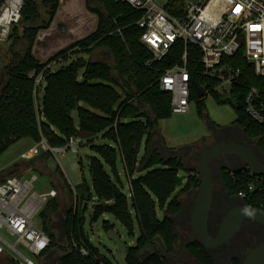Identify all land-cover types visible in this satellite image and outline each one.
Masks as SVG:
<instances>
[{"label":"trees","instance_id":"1","mask_svg":"<svg viewBox=\"0 0 264 264\" xmlns=\"http://www.w3.org/2000/svg\"><path fill=\"white\" fill-rule=\"evenodd\" d=\"M41 1L24 0L21 19L12 27L4 52L5 62L0 65V155L19 138H31L36 143L44 139L51 146H62L79 130L94 132L93 137L86 139L95 153L89 156L91 186L84 179L74 193L75 188L59 167L51 186L70 197L75 194V204L65 214L64 242L58 240L53 227L62 202L56 196L57 191L37 213L40 227L50 237L49 249L59 251L58 264H113L85 229L88 212L90 224L100 223L105 232L114 229L112 222L105 218L108 215L119 221L130 236L137 229L135 243H126L125 264H172L155 238L162 239L168 253L176 251L178 235L173 215L180 209L175 191L182 164L175 159H160L156 152L151 156L141 155L144 141L145 151L148 150L157 121L172 115L171 95L159 88L157 74L143 66L150 57L141 43L142 30L137 25L143 11L117 0H96L98 7L86 0L87 10L97 14L95 29L41 61L34 55L33 47L38 33L50 27L60 0ZM169 12L183 15L181 7L172 6ZM118 28L121 34L116 32ZM99 50L108 51L112 62L93 57ZM182 50L181 43H176L160 63L161 69L177 62ZM195 50L188 49L191 68ZM52 62L56 65L51 67ZM244 71L242 85L235 88L233 96L221 101L235 106L234 123L262 146L264 124L248 116L244 97L251 86L264 89V79L257 77L249 64ZM41 72L43 84L34 92V79ZM195 78L201 81L198 76ZM214 96L219 99L218 95ZM192 98L202 102L194 93ZM74 111H77V120ZM97 135L106 143H94L92 139ZM50 155L43 151L23 162L20 168L17 166L20 164L12 165L14 172L3 171L0 182L12 175L21 179L22 171L35 165L45 169V158ZM119 160L128 179L130 195L120 178ZM192 172L187 186L197 187L198 174ZM249 174L250 170L236 171L229 178L231 190L236 193L244 186ZM246 200L253 207H260L257 205L260 195ZM158 210L163 211L161 217ZM81 247L87 249V254L80 253ZM147 248L148 253L143 254ZM187 250L200 264H215L199 241L190 243Z\"/></svg>","mask_w":264,"mask_h":264},{"label":"built area","instance_id":"2","mask_svg":"<svg viewBox=\"0 0 264 264\" xmlns=\"http://www.w3.org/2000/svg\"><path fill=\"white\" fill-rule=\"evenodd\" d=\"M117 1L143 11L137 25L142 30L141 43L150 53L143 66L157 74L159 88L171 95L172 113H188L193 93L199 100L208 94L233 96L235 88L242 85L248 64L257 77L264 79V0H164L163 5L156 0ZM23 6L24 0H3L0 4V45L9 41L13 25L21 19ZM172 6L181 7L183 15H172L169 12ZM116 32L121 34V29ZM176 43L183 46L180 58L162 70L160 63ZM189 47L196 49L193 68L189 67ZM55 64L52 62L51 67ZM43 79V72L36 76L34 92L42 86ZM195 82L203 92L202 97L196 92ZM263 94V88L251 86L244 97L246 113L260 124H264ZM78 138L71 135L62 146H51L42 139L33 150L40 148L52 155L76 152ZM35 179L36 175L32 180L12 175L0 182V228L16 236L15 243L1 235L0 240L18 254L17 258L10 255L16 264H35L31 257L20 252L18 243L35 256L50 247L49 235L33 218L40 203L55 196L56 190L32 193ZM236 193L248 200L260 195L257 205L261 208H255L264 211V175L250 171L248 181ZM35 198H39L38 203ZM0 251H4L1 246ZM80 253L87 254V249L81 247Z\"/></svg>","mask_w":264,"mask_h":264},{"label":"rangeland","instance_id":"3","mask_svg":"<svg viewBox=\"0 0 264 264\" xmlns=\"http://www.w3.org/2000/svg\"><path fill=\"white\" fill-rule=\"evenodd\" d=\"M37 1L39 3L42 2L41 0ZM156 1L161 5H163L165 2L164 0ZM78 2L79 0H61L59 9L60 14L67 18L79 20L81 12ZM90 4L91 6L98 7L96 0H90ZM73 7L75 10H73ZM41 9L42 12H44L42 7ZM95 15L97 17V14ZM64 36H67V34H65ZM7 45V43L0 45V65L5 62L4 52ZM93 57L112 62L111 55L106 50H99L94 52ZM226 98H228L226 95H220L219 99L217 100L214 95L208 94L205 96L201 103H198L194 100L191 103V108L188 113H172V115L168 118L159 119L156 124L157 128H155L152 139L148 145V150L145 151V147L143 144L141 155L145 153L148 156H151L152 153L156 152L158 158L167 160V152H158L156 148L154 149V146L159 142V139L162 138L164 140V143L167 146H171L170 148L175 150L176 153L181 152L186 154V147L189 146H196L198 149L202 147L201 139L204 138V136H209L212 126H229L232 125L237 118V111L235 106L229 101H221L223 99L225 100ZM73 116H75L74 118H77V111L73 112ZM92 140L94 143L98 144L106 143V140L103 139L101 135H97ZM256 140L255 138H253V141L251 142L252 147L258 146V142ZM77 142L78 149L76 152L69 150L64 153H57L56 155H50L49 157L45 158V169L35 165L33 169L29 168L22 171V175H26L27 178H31L32 175H36L38 177V180L33 183L34 190L36 192H40L41 190L44 191L54 185V177H57V175L59 174V171L57 169L58 167L63 172L72 188H77L84 179L91 186L92 181L89 172V156L95 155V153L91 150L90 144L86 139L78 138ZM200 143L201 145H199ZM35 145L36 142L31 138H19L18 140L13 142L0 155V169H5L16 163L20 164L17 165L19 166L18 168L22 167L23 162L27 163L28 160L35 158L40 152H43V150H41L40 148H37L34 152L33 147ZM185 158L188 159V155H186ZM121 169L122 163L119 160V170L121 171ZM184 173L188 175V171L184 169L179 170V175H182ZM120 178L123 182L125 192H128L129 184L124 172L120 173ZM187 178L188 176L183 180L182 185H176V193H178V191H180L181 188L186 185ZM76 188L74 193L78 191V189ZM54 189L57 191L56 196H58L62 202L58 214L54 216L53 227L55 228L58 240L60 242H64L66 235L65 214L67 208L74 206L75 194L70 197L68 194L60 193L59 190H57L56 188ZM162 212L163 211L158 210V214L160 215V217L162 215ZM86 216L87 221L85 229L88 232L91 241L99 246L101 253L105 255L111 262H113V264H125L124 254L116 247L114 242L110 238H108L106 232L101 228L100 223L91 225L88 212ZM106 219H109L112 222V224L114 225V230L116 231V233H118V235L125 243H128V245H133L135 243L138 237L137 229L136 235L134 234V236H130L126 228L122 224H120L119 221H117L114 217L108 215ZM33 220L37 226H40L41 222L38 215L34 216ZM0 235L8 242L15 243L16 236H11L5 228H0ZM0 246L4 250L0 251V256H2V259L5 258V256L9 257L10 255L17 258L18 254L12 252L1 240ZM17 248L24 255L31 257L35 261V264H58L60 253L56 248L49 249L45 254L39 257L30 253L20 243L17 244ZM148 251V248L143 250V254L148 253ZM11 256L10 258H12ZM188 256L186 255V257ZM177 262L181 264H190L186 263L185 260L181 257H177ZM171 263L176 264L174 261ZM11 264L16 263L12 260Z\"/></svg>","mask_w":264,"mask_h":264},{"label":"flooded vegetation","instance_id":"4","mask_svg":"<svg viewBox=\"0 0 264 264\" xmlns=\"http://www.w3.org/2000/svg\"><path fill=\"white\" fill-rule=\"evenodd\" d=\"M252 141L253 138L247 136L239 125L233 123L229 126L212 128L209 136L201 141L202 147L199 149L196 146L186 147V154L176 153L175 150L167 149L163 138L159 139L154 149L156 148L158 152L165 151L168 153L167 159H175L180 162L182 164L181 169L188 171V180L191 170L196 171L198 168L200 156L202 157L204 153L203 149H210L212 146L222 142L244 144L250 147L257 157L264 162V145H259V141L256 140L258 146L252 147ZM186 155H188V159L185 158ZM209 166L213 178V196L207 222L208 233L214 240H217L227 215L235 214V222L239 217L241 219L236 231L228 240H218L206 251L215 264H234L235 262L243 264L250 251L264 243V223L244 214L245 205L252 206L246 199L232 191L228 182L229 178L234 177L236 171L250 169L244 165L243 159L237 154H222L214 157L210 160ZM197 188L198 186L195 187L193 185L188 187L186 182V185L176 193L179 196L180 209L173 215V220L178 235V245L174 253H168L165 250L163 252V255L170 262L174 261L176 264H181L177 262V257L183 258L186 263L200 264L197 260L188 258L189 253L187 251L189 242H191V231L193 229L191 214L197 195ZM196 239L194 242L198 241ZM261 264H264V262Z\"/></svg>","mask_w":264,"mask_h":264},{"label":"water","instance_id":"5","mask_svg":"<svg viewBox=\"0 0 264 264\" xmlns=\"http://www.w3.org/2000/svg\"><path fill=\"white\" fill-rule=\"evenodd\" d=\"M2 1L3 0H0V4L2 3ZM195 89L198 96L202 97L203 92L196 82ZM155 128H157L156 125ZM94 135V132L85 130H79L77 132V136L80 139H88L90 137H93ZM203 151L204 153L202 157L200 156L199 165L196 170L198 174L199 186L197 188V195L191 214V224L193 226V229L191 231V242H194V240L197 238L196 240H198L202 244L204 249L207 250V248L213 246L218 240H228V238L234 233V231H236L241 219L239 217L235 222V214L227 215L224 219V222L222 224V231L219 234L217 240H214V238H212L208 233L207 222L213 196V178L209 166L210 160L222 154H237L243 159L244 165L248 167L254 175H264V162L257 157V155L252 151L250 147L237 142H222L212 146L210 149L204 148ZM190 173H193L192 170ZM186 177L187 174L185 173L182 175H178L176 179V185H182V182L184 179H186ZM248 213H251V215H249ZM244 214L264 223V211L257 210L253 207L245 205ZM106 235L114 242L116 247L123 254L126 253V243L121 239V237L118 235V233H116L114 229L106 231ZM155 239L160 242L161 246L166 251V247L164 246L162 239L159 236H157ZM263 262L264 243L251 250L243 264H261Z\"/></svg>","mask_w":264,"mask_h":264},{"label":"crops","instance_id":"6","mask_svg":"<svg viewBox=\"0 0 264 264\" xmlns=\"http://www.w3.org/2000/svg\"><path fill=\"white\" fill-rule=\"evenodd\" d=\"M85 1L86 0H79L78 4H79V9H80L81 15L79 17V20H74L72 18L64 17L60 14V12H59L60 5H61V0H60L58 10L56 12V15H55L50 27L48 29L41 30L37 35V38H36V41H35V44L33 47V53L38 59H40L41 61H45L46 59H48L50 56H52L57 51L68 46L73 41L88 35L90 32H92L95 29V27L97 25V17L95 14H93L92 12L87 10L86 5H85ZM73 10H75L74 7H73ZM65 34H67V36H64ZM75 119L77 120V118H75ZM218 126L219 125L212 126V128H218ZM211 131H212V129H211ZM207 137L208 136H204V138H207ZM143 144L145 147V141L143 142ZM143 144H142V147H143ZM167 147L170 148L171 146H167ZM170 150H173V149L170 148ZM16 165H17V163H16ZM5 170L8 174H12L14 172L13 170H15V169H11V166H9L5 169H0V175H1V173H5V172H3ZM121 171L123 172V168L121 169ZM121 171L119 170L120 173H122ZM21 179L22 180H32V177L27 178L26 175H22ZM37 180H38V177L36 176V179L32 181V193L40 194V193L47 192L48 190L52 189V187H50L44 191L41 190L40 192H36L34 190L33 183ZM127 194L130 195L129 190H128ZM34 200L36 203L39 202V198H35ZM43 204H44V202L40 203V205H39V207L35 213V216L37 215L38 211L41 209ZM107 217L108 216H105V218H107ZM135 235H136V230H135ZM188 255L192 260L194 259L190 254H188ZM1 257L2 256H0V263L1 264H5V263L11 264L12 258H10V256L9 257L5 256V258H3V259Z\"/></svg>","mask_w":264,"mask_h":264},{"label":"clouds","instance_id":"7","mask_svg":"<svg viewBox=\"0 0 264 264\" xmlns=\"http://www.w3.org/2000/svg\"><path fill=\"white\" fill-rule=\"evenodd\" d=\"M249 215H251V213H248Z\"/></svg>","mask_w":264,"mask_h":264}]
</instances>
